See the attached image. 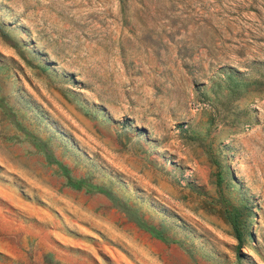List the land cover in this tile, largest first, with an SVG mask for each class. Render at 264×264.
Returning a JSON list of instances; mask_svg holds the SVG:
<instances>
[{"label": "rangeland", "instance_id": "rangeland-1", "mask_svg": "<svg viewBox=\"0 0 264 264\" xmlns=\"http://www.w3.org/2000/svg\"><path fill=\"white\" fill-rule=\"evenodd\" d=\"M0 264H264V0H0Z\"/></svg>", "mask_w": 264, "mask_h": 264}, {"label": "trees", "instance_id": "trees-1", "mask_svg": "<svg viewBox=\"0 0 264 264\" xmlns=\"http://www.w3.org/2000/svg\"><path fill=\"white\" fill-rule=\"evenodd\" d=\"M237 239H239V238L237 237Z\"/></svg>", "mask_w": 264, "mask_h": 264}]
</instances>
